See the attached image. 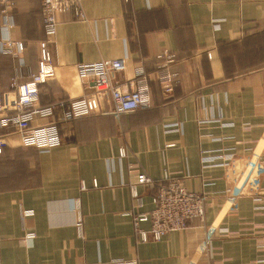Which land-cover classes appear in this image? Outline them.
I'll return each mask as SVG.
<instances>
[{"label": "crops", "instance_id": "0c3cea01", "mask_svg": "<svg viewBox=\"0 0 264 264\" xmlns=\"http://www.w3.org/2000/svg\"><path fill=\"white\" fill-rule=\"evenodd\" d=\"M80 1L83 19L57 16L55 78L39 86V103L55 105L54 116L33 121H54L60 144L40 150L23 145L14 126L0 127V264H264V158L249 173V195L226 199L260 142L264 152V0ZM11 14L9 36L24 50L0 53V91L37 70L44 39L41 0H15ZM163 50L176 54L180 82L170 94L151 80L152 100L137 110L61 118V102L92 90L68 66L124 57L115 79L125 88L136 66L152 74ZM142 169L202 194L204 217L142 240L134 216L152 208L156 189L137 184L140 201L133 197L129 184ZM23 209L34 214L22 218Z\"/></svg>", "mask_w": 264, "mask_h": 264}, {"label": "built area", "instance_id": "2783aa9c", "mask_svg": "<svg viewBox=\"0 0 264 264\" xmlns=\"http://www.w3.org/2000/svg\"><path fill=\"white\" fill-rule=\"evenodd\" d=\"M15 0H0L1 31L0 53L17 56L24 50L22 41H17L9 36L14 26L11 14ZM42 27L44 39L38 43L39 57L37 70L30 74L26 81L13 80L10 88L0 91V127L14 126L23 145L34 146L40 150L60 144V134L54 121L34 124L37 118L47 119L54 116L55 105H40L39 86L55 78L52 54L49 44L53 39L57 27V16L60 13L71 12L76 18L83 19L84 13L80 0H41ZM209 55V54H208ZM156 64L152 74L144 66H136L131 78L127 80L125 88L115 79L117 73L124 72L126 58L100 59L91 62H78L68 66L83 82H90L91 92L61 102L64 120L80 118L95 113L122 114L137 110L150 104L152 100L150 81L159 82L162 91L170 94L179 84V77L171 69V64L176 58L174 52L163 50L156 56ZM153 75V76H152ZM264 138V134L262 136ZM259 145V144H258ZM5 142L0 139V154ZM258 147V146H257ZM252 151L251 161L241 175L234 188L227 191L226 199L231 204L237 197L249 195L246 183H251L249 173L253 165L264 158L262 148ZM120 156L127 155V148L119 150ZM229 156V155H228ZM218 156H202V162H213ZM231 157H229L230 160ZM229 162H224L227 164ZM153 184L156 189L152 195L153 206L150 210L139 212L134 216V229L142 240L151 237L160 239L170 231L182 230L188 226L193 218L202 219L205 212L204 196L198 192L188 190L179 178L170 177L166 172L163 181L157 182L151 178L144 169L137 174L135 183H130L131 192L136 200L140 196L136 189L137 184ZM244 185V186H243ZM84 186V185H83ZM254 200H260V193H255ZM258 207L264 208V205ZM32 209L21 210L22 218L32 216ZM148 221V229H142L140 222ZM76 225L80 228L81 221ZM216 227L211 225L206 228L203 241L200 244L202 251L208 252L210 240ZM34 232L26 233V238L32 239ZM109 264H139L136 260L115 259Z\"/></svg>", "mask_w": 264, "mask_h": 264}, {"label": "rangeland", "instance_id": "374dc122", "mask_svg": "<svg viewBox=\"0 0 264 264\" xmlns=\"http://www.w3.org/2000/svg\"><path fill=\"white\" fill-rule=\"evenodd\" d=\"M262 147H263V145H262V143L260 142L257 148L260 149V148H262Z\"/></svg>", "mask_w": 264, "mask_h": 264}]
</instances>
